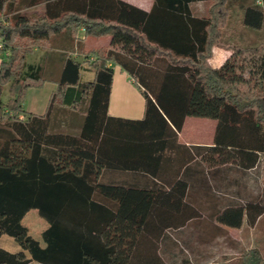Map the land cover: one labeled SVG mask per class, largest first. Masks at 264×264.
<instances>
[{
	"label": "trees",
	"instance_id": "obj_1",
	"mask_svg": "<svg viewBox=\"0 0 264 264\" xmlns=\"http://www.w3.org/2000/svg\"><path fill=\"white\" fill-rule=\"evenodd\" d=\"M152 2L145 11L122 0H0V55L7 54L0 66V239L21 249L0 248V264H165L160 248L169 231L184 232L201 217L185 200L186 184L170 192L169 181L139 187L111 181L107 172L161 176L170 146L156 137L181 131L188 117L217 122L214 145L194 148L191 159L215 178L234 177L217 222L240 229L264 216V44L226 40L231 0ZM240 2L244 25L260 29L264 8ZM202 3L206 14L197 8ZM87 39H111V48L90 50L95 80L84 84L83 64L70 54ZM216 48L230 53L219 69L211 65ZM36 49L51 57L24 77L22 65ZM54 51L65 53L59 74ZM108 63L142 90L143 121L109 116ZM46 83L57 90L45 115L26 114L27 91ZM249 181L260 182L261 196ZM33 210L49 224L44 246L23 225ZM214 264L228 263L220 257ZM240 264H264V250L243 253Z\"/></svg>",
	"mask_w": 264,
	"mask_h": 264
},
{
	"label": "rangeland",
	"instance_id": "obj_2",
	"mask_svg": "<svg viewBox=\"0 0 264 264\" xmlns=\"http://www.w3.org/2000/svg\"><path fill=\"white\" fill-rule=\"evenodd\" d=\"M131 5L149 10L153 6L152 0H124ZM253 0H251L252 2ZM240 0H231L230 8L232 12L231 21L227 27L226 40L235 45L250 47L264 44V25L260 29H252L244 25V11L241 9ZM256 6L264 8V0H254ZM253 4V2H252ZM201 14H206L207 5H198ZM38 10V9H37ZM35 10L30 11L33 14ZM81 32V33H80ZM79 34L83 35V30ZM111 39H89L84 44H78L74 48L70 56L83 65H87L90 50L96 48H111ZM44 52V51H42ZM52 54V53H51ZM50 53H41L35 51L30 55L25 64L22 65V75L28 76L34 74L40 68L45 66L46 61L51 57ZM53 54L59 62L64 58L65 53L62 51H54ZM222 60V58H221ZM52 59L49 60L51 64ZM151 66L157 71L164 70L165 65L151 61ZM58 66V65H57ZM57 68V67H56ZM58 71V69H57ZM11 83L5 88L3 96V104L7 105L11 98ZM49 85L42 88H35L37 92L29 95L27 102L35 105L36 112H41L44 107V100L47 98ZM26 101V98H25ZM28 104V105H29ZM120 108L128 109L123 104ZM22 116V115H21ZM251 180V179H250ZM249 188L253 189L255 195H262L260 182L256 184L249 181ZM204 199V200H203ZM232 188L225 187L216 180L213 175L206 176V192L205 197L194 200L201 217L194 220L188 228L183 231L170 230L169 238L163 241L160 253L164 258L165 264H214L220 258H226L228 264H240V258L243 253L251 249L264 250V216L257 223L250 224L245 222L240 229H233L225 225V223L217 222L216 214L223 212L227 203L231 202ZM215 202V203H214ZM219 205H217V204ZM216 221V222H215ZM23 225L28 228L29 233L44 246L42 239L43 232L48 229L49 224L43 219L38 211H31L23 221ZM0 245L13 249L14 244L9 239H0ZM37 264V263H33Z\"/></svg>",
	"mask_w": 264,
	"mask_h": 264
},
{
	"label": "crops",
	"instance_id": "obj_3",
	"mask_svg": "<svg viewBox=\"0 0 264 264\" xmlns=\"http://www.w3.org/2000/svg\"><path fill=\"white\" fill-rule=\"evenodd\" d=\"M150 10L151 9H147L145 11ZM79 38L81 40L84 39V33L83 35L79 34ZM35 51H37V49ZM41 53L44 52L41 51ZM6 56L7 54L0 55V66L5 60ZM229 56V52L221 48H216L214 50V57L211 60V65L213 68L219 69L223 66ZM91 57L93 56L91 55ZM108 67L114 70V81L108 111L109 116L115 119L136 122L143 121L146 117V99L142 93V90L136 86L134 79L119 65L115 63H108ZM60 70L61 62L58 60V74ZM94 80L95 73L89 69L88 64L83 65L82 82L87 84L94 82ZM45 85H49L50 88L47 98L44 100V107L41 109V112L34 111L36 110L35 105H32V103L29 104V102H27L31 93H36L35 95H37V92H35L36 89L31 88L27 91L26 101L23 104L26 114H33L37 116L45 115L50 97L57 90V85L54 83H46ZM45 85L43 87H45ZM121 104H123L125 107H128V109L126 110L120 108V106H122ZM22 116L26 117V115ZM216 128L217 122L214 120L188 117L181 131H176V129L172 127V130L168 128L166 132L159 134V136L156 137L159 142H167L170 146V152L167 153V157L170 161L161 176L151 177L144 173L110 171L107 172V179L111 181L134 182V184L139 187L145 186L151 181H169V185H166V189L170 192L175 188L178 182H183L186 184L185 200L189 205L199 212L194 200H201L202 197H205L207 166L201 161L200 158L195 157V159L192 160L191 157L194 153V148L212 147L214 145ZM157 133H159V131ZM233 178L234 177L231 176L226 178L220 176L217 177L216 180L218 179V182L221 185L232 188L228 184V181L230 180L231 182ZM1 239H9L15 246L13 249H8L0 245V248L11 253H18L21 251L19 245L14 241V239L7 236L2 237Z\"/></svg>",
	"mask_w": 264,
	"mask_h": 264
},
{
	"label": "built area",
	"instance_id": "obj_4",
	"mask_svg": "<svg viewBox=\"0 0 264 264\" xmlns=\"http://www.w3.org/2000/svg\"><path fill=\"white\" fill-rule=\"evenodd\" d=\"M94 59H95L94 57H91V58H90V62H92ZM20 119L23 120L24 117H23V116H20Z\"/></svg>",
	"mask_w": 264,
	"mask_h": 264
}]
</instances>
